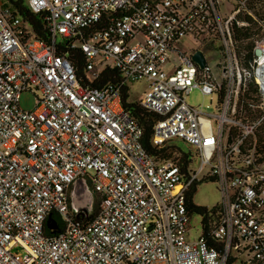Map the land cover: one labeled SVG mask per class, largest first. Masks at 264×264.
<instances>
[{
    "label": "built area",
    "instance_id": "obj_1",
    "mask_svg": "<svg viewBox=\"0 0 264 264\" xmlns=\"http://www.w3.org/2000/svg\"><path fill=\"white\" fill-rule=\"evenodd\" d=\"M233 1L25 0L42 17L44 41L0 0V264H264L255 141L264 129V21L248 10L257 0ZM253 22L262 31L245 39L247 59L235 36ZM185 39L194 44L187 52ZM69 50L82 53L89 80L108 68L120 83L82 86ZM211 53L220 55L218 77ZM130 83L144 84L139 104L156 117L151 144L182 142L198 161L187 178L142 147L141 127L121 106ZM194 90L215 96L213 113L186 103ZM25 92L35 98L30 111L19 106ZM77 180L99 197L91 220L71 209ZM207 180L219 219L189 240L187 192Z\"/></svg>",
    "mask_w": 264,
    "mask_h": 264
},
{
    "label": "trees",
    "instance_id": "obj_2",
    "mask_svg": "<svg viewBox=\"0 0 264 264\" xmlns=\"http://www.w3.org/2000/svg\"><path fill=\"white\" fill-rule=\"evenodd\" d=\"M4 7L10 9L13 14L17 15L21 18V20L26 24L28 29V36L40 39L44 41L49 40V35L46 30L45 24L40 15L32 14L25 3V0H4ZM248 30L243 32H238L235 36V39L240 40L247 39L250 35L247 33ZM247 52V59L250 58V51L245 48ZM67 57L76 68V76L79 83L85 87H101L106 83L118 84L120 83L119 76L116 71L106 68L100 74L99 79L97 80H89L84 71V59L83 55L79 50H69L67 51ZM250 88H252V84H250ZM130 87L128 85H122L120 88L121 95V106L123 111L134 121L142 129V140L141 144L146 153L151 156L154 161L158 164L164 163L166 161L174 162L180 171V174L183 178H187L188 173L191 169L193 160H191V156L186 150L185 152L178 149L174 143H169L162 149H157L151 144V136L153 134V124L156 121V117L146 112L141 106L139 102V97L136 100H131V96L129 94ZM264 131L261 129L255 136L256 141V151L257 154L261 156L262 160H264ZM177 151L179 158L173 157L174 152ZM212 181V180H207ZM204 181V182H207ZM195 192V186L193 185L186 196V207L189 215L195 214L201 218L200 226L201 232L203 236L207 237L208 231L212 227V224L217 223L219 219V212L217 205L212 207L211 209H207L205 207L195 206L192 202V196ZM94 215L89 216V220L92 219ZM209 245H213L214 243L208 239ZM226 264H234V258L230 257Z\"/></svg>",
    "mask_w": 264,
    "mask_h": 264
},
{
    "label": "rangeland",
    "instance_id": "obj_3",
    "mask_svg": "<svg viewBox=\"0 0 264 264\" xmlns=\"http://www.w3.org/2000/svg\"><path fill=\"white\" fill-rule=\"evenodd\" d=\"M233 3L234 1L231 0ZM249 12L254 16L256 21H264V0H257L254 3H250L248 6ZM246 13H241L238 16L239 20H245ZM247 33L249 35L253 34H260L262 31L261 27L256 23L253 22L248 28ZM242 41H239L238 48L241 52L245 50V48L249 45V41L245 39H241ZM189 40H184L180 44V48L183 49V51L187 52L189 51L190 47H194V44L190 43ZM207 57V64L209 68L211 69L213 75L215 77L219 76L218 68H217V62L220 60V55L218 53H211L206 54ZM130 92L129 94L133 97H131V100H136L137 97H140L142 90L144 89L143 83H130ZM215 96L213 97H203L198 90H194L192 94L186 98V103L189 106L192 107H199L203 109L204 112L207 113H213L214 105H215ZM35 104V98L32 94L25 92L20 95L19 99V106L24 111H30L33 109ZM206 106L208 108L206 109ZM264 131V129H262ZM264 133V132H263ZM174 145L180 149L181 151L185 152L188 149V146L185 145L182 142H174ZM173 157L179 158V155L177 154V151L174 152ZM194 170L198 167V161L195 160L192 163L191 166ZM195 192L192 196V202L195 206L198 207H205V208H212L216 206L219 202V193L216 187V184L213 181H207V182H197L195 185ZM81 200L83 201V204H80L78 207V212H81L84 216H91L96 214V211L98 209V203H99V197L95 195L89 186V183L86 182V187L84 189L83 194L80 196ZM70 204H72V199H70ZM73 206V205H72ZM72 208V207H71ZM200 221L201 218L195 214L190 215V229L188 230V234L190 233V238H195L200 231ZM188 236V235H187Z\"/></svg>",
    "mask_w": 264,
    "mask_h": 264
},
{
    "label": "water",
    "instance_id": "obj_4",
    "mask_svg": "<svg viewBox=\"0 0 264 264\" xmlns=\"http://www.w3.org/2000/svg\"><path fill=\"white\" fill-rule=\"evenodd\" d=\"M256 55L259 54V52H255ZM192 60L202 69L204 67V59H203V55L201 54V52H196L193 54L192 56ZM86 185L84 184V182L82 180H77L71 190V194H70V199H72V204H70V206L72 207L71 209L73 211H78V207L79 206H72L73 205V194L76 193L77 196H81L84 192ZM71 203V202H70ZM50 221H48V228H50Z\"/></svg>",
    "mask_w": 264,
    "mask_h": 264
},
{
    "label": "bare ground",
    "instance_id": "obj_5",
    "mask_svg": "<svg viewBox=\"0 0 264 264\" xmlns=\"http://www.w3.org/2000/svg\"><path fill=\"white\" fill-rule=\"evenodd\" d=\"M80 196H77L76 193L73 194V206H79L80 204H83V201L80 199Z\"/></svg>",
    "mask_w": 264,
    "mask_h": 264
},
{
    "label": "crops",
    "instance_id": "obj_6",
    "mask_svg": "<svg viewBox=\"0 0 264 264\" xmlns=\"http://www.w3.org/2000/svg\"><path fill=\"white\" fill-rule=\"evenodd\" d=\"M207 209H211V208H208V207H207ZM199 226H200V225H199ZM190 228H191V227L189 226V229H190ZM201 234H202V232H201V226H200L199 234H198L195 238L191 239V238H190V233H189V234H188V239H189V240H194V239L198 238Z\"/></svg>",
    "mask_w": 264,
    "mask_h": 264
}]
</instances>
